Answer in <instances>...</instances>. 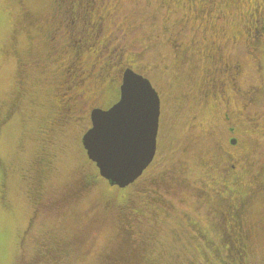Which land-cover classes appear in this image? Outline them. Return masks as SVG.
<instances>
[{
  "label": "flooded vegetation",
  "instance_id": "1",
  "mask_svg": "<svg viewBox=\"0 0 264 264\" xmlns=\"http://www.w3.org/2000/svg\"><path fill=\"white\" fill-rule=\"evenodd\" d=\"M14 1L19 6L17 30H25L28 36L26 39L29 41L27 40V49L23 51L14 49L15 45L13 44L16 40H13L11 45V49L16 56V81L14 82L16 92L14 93L13 99L7 103L8 105L5 112H3L1 126H4L5 128L11 125L15 117H17L16 114H18L17 112L20 108V102L25 95L26 87L27 91L30 92L29 87H32L33 85L31 82V68L41 69V71L44 68L47 69L49 72L48 78L54 80L56 77H62L64 79L66 75L69 76L71 72L65 75L66 70L68 71L67 68L70 69L71 66H74L69 64V55L65 54L62 57V52L64 49L68 48L67 46L69 42L67 40L59 44V46H57V43L51 47L47 46V40L51 38L50 35L58 32L56 29L59 28L60 25H63V27L66 28V25L59 21L58 16L55 14V9L53 10V13H50L49 16L45 18L29 9L24 0ZM88 1H91L92 12L94 11L93 18H91L93 23L89 22L87 27L76 30L75 33L77 35L74 42L81 43L83 38L89 43V45H92L94 42L95 47L98 44L99 48H102L101 52L106 53L104 56L111 54L108 56L110 58L113 53L118 51V49H121L122 54L126 53L125 57L128 59V62H131L130 67H120L117 71L118 76L114 87L118 90V97L114 100L115 102L119 98V87L124 70L131 68L133 71H138L137 62L130 59L128 41L126 39L123 40L124 37L119 35L116 29L112 26V18L116 15V11L113 9L111 0ZM167 3H170L167 9H160L164 10V22H166L168 27H164V30L156 32L159 34V38H157L156 33H154L151 39H148L150 41L146 46L149 52H151L154 47L160 46L158 51L160 50V53L165 55L162 56L160 54L161 58L158 59V63H155V67H158L159 63L162 62V65L158 67L157 71L161 70V72H163V75L161 74L160 76L161 81L164 80L166 86L173 87V96L169 95L170 98H172L169 110L166 111L167 115H165L166 112L164 113L163 110V120L160 121L158 125L154 158L148 165L149 167L143 171L138 179L143 177L144 173L155 161L159 153V143L163 130H169L171 127V124L169 123L173 121V117H179L182 115L181 113L185 115V112L186 115L192 114V116L190 115V122L187 125L189 133H192L194 130L199 131L200 133L202 132L200 135L194 134L196 140L200 138L201 141H199L204 142L206 141V137L209 139L208 141H212V146L215 145L216 148L214 152L207 150V152H209L208 154L205 152H199L198 150L195 151L197 156L195 160L198 159L203 166L210 164L209 167L214 173L217 170L222 172L221 177L216 175L218 180L215 181L218 183L213 186L212 190L216 198L219 195V199L217 198L219 204L216 202H214L213 205L209 203L208 207L215 212L216 220L217 217L221 216V219L224 220V227L226 228L229 227L228 219L226 215L224 216L225 213L223 212L228 207L226 202L228 203L229 199H233V197L236 196L234 195L233 188L237 187L241 178L247 175H244L241 171L248 172L247 164H249L250 156L252 155L250 151L243 150L245 147H248L247 149L250 150L247 145L249 142L242 140L237 135V130L238 128L240 129L241 125H244L248 126V128L254 127V129L257 128L260 129V132H264L263 69L262 64L259 62L261 59V50L264 45V0H218L217 2H211L208 6V11H206V13L200 18L198 16L192 17V11L195 9H193L189 0H167ZM130 16H135L134 12H129L128 16L123 17L124 25H122V27L125 31L127 25L134 22V20L129 18ZM28 17L31 19H27ZM230 20L237 22V24H239V29H234V32H228V29L230 28ZM109 24H111V26ZM240 27H242V29ZM74 30L69 32L67 28L64 32L74 34ZM14 35L15 34H13V36ZM89 39L92 41L88 42ZM118 40L121 41L123 47L117 46ZM113 44L116 46L111 50V45ZM167 47H170L173 52L167 51ZM241 49H243V52H240ZM44 50L46 56H44ZM234 50L238 51L233 52ZM60 58L62 60L59 61ZM105 58L103 60H106ZM98 59L99 57L95 53H80L78 70H81L85 75V78L89 76L87 75L90 74L89 70L93 69L92 72L94 71L99 63ZM251 60H255V69L253 68L252 74L244 75L245 72L251 68ZM57 61H59L60 65L63 67L68 64L66 70L60 65H51L52 62L55 63ZM171 69L172 71H170ZM173 71L178 73L175 74ZM254 71L256 73L253 75ZM73 76L75 77L74 74ZM74 77H72L73 82L75 81ZM244 80H246L245 83ZM45 81L44 78L42 83ZM202 81L206 82L207 85L201 87ZM74 84L75 83L71 85L69 92L72 91V88H76V86L73 87ZM112 87L113 86L106 87L100 97L107 95ZM175 88H177L178 91ZM54 89L55 88L53 87L52 91ZM84 89H86L85 95H91L95 92L94 89L90 88L88 85L84 86ZM64 94H67V92H60L61 96H64ZM160 95L162 98L163 94L160 93ZM216 95L219 97H216ZM169 96H167V98ZM62 99L63 103L58 102L59 105L54 101H51L52 103L49 104V115L44 122L42 138L45 143L37 153L35 158L36 168L33 175H30V181L32 184V186H30V196L33 208L36 211V216L57 215L62 218L69 217L73 214L74 207L78 203H83V201L88 198V195L90 194L88 189L91 188V185L94 183L90 180L91 176L86 167L82 168V166H78L74 173L75 176L73 175L75 180L73 179L72 182L74 184L72 183L70 186L66 185L61 187L59 189L61 192L59 193H54L52 188L45 186L44 179L52 170L51 158L49 157V147L47 144L49 142V144L56 142L55 137L58 132L63 133L65 128H69L76 124H83L85 120L82 132L78 137L79 143L83 148L81 138L84 132L91 126L90 114L92 109H107L109 105L114 103H100L96 100L95 103L81 105L76 101L73 94L68 95V98H65L64 96ZM214 100H216L217 103ZM191 102L200 108H203L204 106L212 110L215 109V106L219 109L221 108L222 113L218 119L221 120V127H223L222 130H224L222 135L219 134L222 137V140L217 138L214 139L215 136H217V133L204 126L202 117L199 118L200 112L197 110V107L196 109L192 107L185 110L187 104ZM96 104H100V107H96ZM233 104H236V107ZM249 107L255 109H250ZM160 125H162V127ZM246 133L247 132L245 131V135ZM252 135L255 136V134ZM254 141L255 140H253V142ZM206 144L208 145L207 141ZM239 150L243 151L240 152ZM183 151L185 152V150ZM208 156L210 158H217L215 160L212 159L211 161L210 158H207ZM88 160L90 161V159ZM167 169L170 171V173H168L170 176L166 178L164 176L165 180L162 179L160 181L158 178H153L155 174L151 177L149 175V178H144L142 185L144 186V192L147 193L148 196L162 200L163 197L159 196L160 193L157 191V188H160V186L162 188L164 187V191L168 194L173 193V196L177 194L178 189L186 190L187 201L189 197L201 199L204 197L205 192L207 194L206 186L203 183L200 185H185L187 180L182 175L179 168L176 169L174 167L173 163L170 167L168 166ZM5 172L0 157L1 179H5ZM225 173H227L226 178L224 175ZM251 173H255L258 180L264 178V165H260L255 171L251 169L248 174ZM3 182L4 180L0 183L1 199H4ZM109 202L110 203H107L106 200L105 206L103 205L104 207L100 206L101 209H98V212L92 213L88 217L89 229L86 232L95 229L93 223L97 222V219L101 221V227L106 226V224L110 222V213L106 218V213L111 212L110 210L112 208V202ZM221 202H223V204H221ZM230 203L231 208H235L237 201H231ZM248 208L249 205L245 210H242L237 227L240 225L242 230L251 233L254 224L247 218ZM217 212L220 214H217ZM81 215L84 216V214ZM35 217H32L33 220ZM197 225V222L195 225L187 224V227L190 226L194 231L193 235L196 233L194 235L196 238L200 233L198 230L199 226ZM154 231V227H152L151 230H149V233L145 232V234H143L144 239L138 245L136 260H140L142 264L155 261V255H153V248L156 242ZM85 237L86 236L80 233L75 235L71 240L58 241L51 237L49 239L42 238L40 241L36 242L37 248L35 252V262L39 263L41 258H47L48 260H51L49 264H70L71 257L83 258L88 255L91 248V245L85 240ZM159 240V243L161 244L160 248L165 250L167 244H164L161 241V238ZM25 260L21 259L20 264L35 263L31 258L27 261Z\"/></svg>",
  "mask_w": 264,
  "mask_h": 264
},
{
  "label": "rangeland",
  "instance_id": "2",
  "mask_svg": "<svg viewBox=\"0 0 264 264\" xmlns=\"http://www.w3.org/2000/svg\"><path fill=\"white\" fill-rule=\"evenodd\" d=\"M159 4L160 0H151L148 4H145L142 0L140 6L136 9V13L134 14L135 19H146L149 22L155 23L156 27L153 30V34L159 32V30H164V27H168L166 22H164V10L160 9ZM28 8L31 7L28 6ZM18 12L19 6L14 0H0V20H2L3 23L4 36L2 50L4 92L3 96H0L1 115L5 112L8 105L7 103L13 99L14 93L16 92L14 85V82L16 81V56L11 49L12 42L13 40H16L13 44L15 45V50L23 51L27 49L29 41L26 39L28 36L25 30H17V21L19 19ZM153 17L156 18L155 21H153ZM229 22L230 28L228 29V32H234V29H239V24H237V22H234L233 20H230ZM109 25L111 26V24ZM240 28L242 29V27ZM66 29L67 27L65 28L63 25H60L59 28L56 29L58 32L55 31L56 33H52L50 35L51 38L47 40V46L51 47L56 43L57 46H59V44L65 42V40H67L72 46L77 44V42H74L77 35L75 33L76 30H74V34H68L67 32H64ZM13 34L15 35L13 36ZM149 41L150 40L147 38L144 39L142 41V45H147ZM159 47L160 46H156L151 52L148 51L146 53V58L151 59L154 65L155 63H158V59L161 58L160 50L158 51ZM167 51H172V49L167 47ZM236 51L238 50H234L233 52ZM241 51L243 52V49H241L240 52ZM45 53L46 52L44 50V56H46ZM86 54H88V52H86ZM64 55L65 53L62 54V57ZM161 55L165 56L163 54ZM60 60L62 59L60 58L59 61ZM59 61L55 63L52 62L51 65L59 66ZM259 62L262 64L264 84V45L261 50V59ZM254 63L255 60L250 61L251 68L245 72L244 75L252 74L253 68L255 69ZM253 64L254 66L252 67ZM161 65L162 62L159 63L158 67ZM60 66L63 67L62 65ZM67 67L68 64L63 67L65 68L64 70H66ZM158 67H156V69H158ZM31 69V82L33 85L32 87H29L30 92L27 91L26 87L25 95L20 102V108L17 112L18 114H16L17 117H15L12 124L8 127L5 128L4 126H0V157L6 171L4 177L5 179H1L0 175V183L4 180L2 183L4 187V199H1L0 197V264H20L21 259H26L25 261H27L29 258L35 261L37 241H40L42 238L49 239L50 237L55 240L58 239V241L71 240L75 235L80 233H83V235L86 236L85 240L88 241L91 248L88 255L83 258L71 257L70 264H103V259L101 260L100 253L106 251L109 246H111V241L107 243L105 242V233L108 231L109 227L112 226L111 222H117V220L112 215L113 212L107 211L110 213V222L106 224V226L101 227V221L97 219V222L93 223L95 229L93 231L86 232L89 229V220H87L88 217L92 213L98 212V209H101L100 206H105L106 199L110 194L116 199V201L111 200V207H117L116 205L119 204L117 200H123V197H125L124 195L126 194L125 191H137L136 189L141 187L144 178H149V175H154L155 172L162 171L163 168L168 166L170 167L172 163L176 169L179 168L182 175L187 180L185 185H200L203 183L206 186L207 194L205 192L204 197L201 199L189 197L187 201V192L184 189H178L177 194L173 196V193L168 194L165 192L163 189L164 187L162 188L160 186V188H157V191L160 193L159 196L163 197L165 200L172 201V203L171 206L169 205L168 209L166 208L168 213H165L163 216L160 215L154 223V230L155 232L157 231V235L156 233L154 234L155 238L157 241H160L159 239L163 238V235L166 236V239L162 242L167 244L165 250L167 256L173 253V248L174 250L176 249V259L172 263L168 262L167 264H185L183 260L184 255H189L194 264H201L200 262H203L204 259L211 260V256L207 257L209 255L207 250L201 251V249H199V247H201V242L197 241L194 237H191L193 230L190 226L187 227V217L196 220L198 226H201L203 232H208V235H210L215 242V247H217L219 241L217 240L218 236H216V234H218V230L214 225L215 221L213 218V216H215V212L208 207V204L210 203L213 205L214 202L218 203L219 195L217 196V199L212 190L213 186L218 183L216 182L218 180L216 175L221 177L222 172L217 170L214 173V171L209 167L210 164L203 166L198 159L195 160V158H197L195 151L198 150L199 152H205L208 154L209 152H207V150L214 152L216 148L215 145L212 146V141H208L209 139L206 137L205 140L208 142V145L206 144V141L200 142V138L196 140V136L194 134L200 135L202 132L200 133L199 131L194 130L192 133H189L187 125L190 122V115L192 116V114L186 115V112L185 115L181 113V116L173 117V121L169 123L171 124V129L169 128L167 131L163 130L159 143V153L150 168L146 171L149 175L145 176L144 173L143 177H140L133 184H129L126 188L124 187L125 190L122 193L119 189L108 190V184L106 185L103 178L98 175L97 178L100 182H96L91 185V188L88 189L90 193L88 198L84 200L83 203H78L74 207L73 214L71 216L66 218H62L57 215L36 216V211L33 208L30 196V186H32L30 175H33L36 168L35 158L37 153L45 143L42 138L44 122L47 119L46 117L49 115L48 107L49 104L52 103L51 101L59 104L63 102L62 97L64 98L65 96V98H68L71 87V84H69L68 81L73 79V74H76L77 71H72L71 66L70 69L67 68L68 71L66 70L65 73L66 75L71 72L69 74L71 77L66 75L65 80L62 77H56L55 75L56 78L54 80H50L48 78L49 72L47 69L44 68L42 71L41 69ZM170 71H172V69ZM158 73L161 76L163 72L158 70ZM173 73L177 74L178 72L173 71ZM255 73L256 72L254 71L253 75ZM44 78L46 81L42 83ZM245 81L246 80H244V83ZM159 83L164 87L162 101L165 113L169 110L170 101L172 99L170 96H173V87H169L168 85L166 86L165 81H161V79L159 80ZM58 85L59 87H57ZM205 85H207L206 82L202 81L201 87ZM53 87L56 88L51 91L50 89ZM175 89L177 90V88ZM75 90L76 89H74V91ZM61 91H66L67 94L61 96ZM167 96H169V100ZM216 97L219 96L216 95ZM115 98L116 94L109 99V102H112ZM106 101L107 99L100 98L97 102L106 103ZM233 105L236 107V104ZM192 107L195 109L197 107V110H199V118L202 117L204 126L217 133L218 137L215 136L214 139L217 138L222 140V137L219 134L222 135L224 130H222L223 127H221V120L218 119L222 113L221 108L219 109L217 106H215L214 110L205 106V108H200L191 102L187 104L185 110ZM249 108L255 109L251 107ZM165 115H167V112ZM84 123L65 128L63 133L58 132L56 134L55 143L49 144V142L47 144L49 147V157L51 158L52 170L44 179V184L46 187L52 188L54 193L61 192V190H59L61 187L66 185L70 186L73 183V175L78 166H82V168L86 167L88 172L91 168L94 171L97 169L96 166L93 165V161H87L88 157L86 156L85 150L79 143L78 137L82 132ZM245 131L247 132L246 135ZM252 134H255V136ZM237 135L242 140L249 142L246 143L250 150L247 149L248 147H245L243 150H247L252 153L249 164H247L248 172L241 171V173L243 172L245 175L248 174L251 169L255 171L260 165H264V132H260V129H254V127L248 128V126L241 125L240 129L238 128L237 130ZM253 140L255 141L253 142ZM183 150H185V152ZM243 150L239 151L242 152ZM207 158L210 157L208 156ZM207 158L205 159L208 160ZM216 158L217 157H211L210 159L212 161V159L215 160ZM138 181L139 183H137ZM108 188L110 187L108 186ZM109 192L110 194L108 195ZM136 200L138 201V198H136ZM107 203L110 202L107 201ZM137 204L140 206L141 201H138ZM221 204H223V202H221ZM81 214H84L85 217ZM125 215L131 218L138 217L136 214L131 215V213L118 214L120 220H122ZM32 217H35L34 220ZM247 218L254 224V233L249 240L250 250L247 263L264 264V203L261 202L260 197H257L252 205H250L247 211ZM127 229L131 237V235L134 234L133 230H138L137 224L134 221H129ZM112 231L115 233L116 230L114 231L112 229ZM174 232L177 234L179 239H177ZM117 255L121 256L120 254ZM155 263L166 264V261L156 257Z\"/></svg>",
  "mask_w": 264,
  "mask_h": 264
},
{
  "label": "snow or ice",
  "instance_id": "3",
  "mask_svg": "<svg viewBox=\"0 0 264 264\" xmlns=\"http://www.w3.org/2000/svg\"><path fill=\"white\" fill-rule=\"evenodd\" d=\"M141 2L142 0H111L113 9L116 11V15L112 18V26L119 35L128 41L130 59L137 62L138 71H130L131 75H127L123 79L120 101L115 104V107L109 105L110 110L99 112L95 125L90 126L91 131L88 133L91 138L90 150L100 162L101 168L105 169L106 173L136 169L133 179L145 170V165L139 167L137 165L143 151L148 147L150 129L154 124H159L163 120V102L160 93H163L164 87L159 83L160 75L153 61L146 58L147 46L142 45L144 39H151L156 25L146 19H135V16H130L129 18L134 22L127 25L126 31L122 27L124 25L123 17L128 16L129 12H134ZM143 2L148 4L151 0H143ZM26 3L35 13L45 18L55 9L59 21L66 25L69 32L87 27L89 22H93L91 21L92 8L90 5H86V0H26ZM160 3L163 4L164 0H160ZM192 3L202 5L207 4L208 0H192ZM155 19L153 17V21ZM156 35L159 38V34L156 33ZM3 40V23L0 20V96H3L4 92ZM117 46L123 47L121 41H117ZM100 55L104 54L100 53ZM123 61L124 57L118 55L115 56L113 63L120 67H130ZM69 64L79 66V56L69 53ZM98 72L104 74L101 77L102 80L107 78L111 81L118 76L117 70L112 68L111 64L107 69L101 67ZM80 82H84L83 78ZM68 83L72 84L73 81L69 80ZM85 91L86 89L81 88L79 92L73 93L76 101L81 105L95 103L102 95V91L100 93L93 92L91 95H85ZM95 106L100 107V104ZM160 126L162 127V125ZM152 151L154 152V149ZM147 175L149 173L145 172V176ZM224 175L226 178L227 173ZM233 191L237 196L247 197L249 202L256 199L259 194L261 202L264 203V178L258 180L255 173L247 174L241 178ZM138 210L139 206L134 197L127 202L121 201L112 215L118 220L119 216L116 214L134 213ZM114 223L115 221H112L111 225L114 226ZM150 223L151 221L145 214L144 224H138V230H133L134 234L128 240L117 239L116 234L112 231V226L105 233V242L111 241L112 246L124 257L123 264H134L137 259L138 237L142 236L143 228Z\"/></svg>",
  "mask_w": 264,
  "mask_h": 264
},
{
  "label": "trees",
  "instance_id": "4",
  "mask_svg": "<svg viewBox=\"0 0 264 264\" xmlns=\"http://www.w3.org/2000/svg\"><path fill=\"white\" fill-rule=\"evenodd\" d=\"M189 1L192 4L193 9H195V10L192 9L193 10L192 11V17L198 16L200 18L204 13H206V11H208L209 4L211 2H217L218 0H208L207 4H202V5L193 4L192 0H189ZM24 2H25V0H24ZM86 5L91 6V1L86 0ZM159 5H160V8H166L167 9L168 6L170 5V3H167V0H164V3L163 4L160 3ZM172 6H173V3H172ZM29 9L32 10V8H29ZM135 13H136V10L134 11V14ZM93 14H94V11L91 12V18H93L92 17ZM90 23H93V22H90ZM84 37H85V35H84ZM91 41H92L91 39L88 40V42H91ZM115 46L116 45H114V44L111 45V50L114 49ZM67 47L68 48L65 47L66 49H64L62 54L65 53V54L69 55V53H75L78 56H80V53L82 54V52H84V54H85V52H88V54H92V53L94 54L95 53L99 57L98 65L96 66V68L94 69L93 72H92L93 69L90 68L91 69V70H89L90 74H87L89 76L86 78L84 77L85 75L82 74L81 70H78L79 66H72V71H77L76 74L74 73L75 81L73 82V83H75L73 85V87L76 86L75 91L79 92V90L81 88H84V86L88 85L90 88L94 89L95 93H100L101 91L103 92L106 89V87L113 86L112 88H110L107 95L100 97V98L107 99V101H106L107 104L114 102V100L117 99V97H118V90L116 87H114L115 81L117 80V78L115 80H111V81L108 80L107 78L102 80L101 77L104 74L101 72H98V69H100L101 67L107 69L109 64H111V67L118 71L120 66L113 63V61L115 60V56H118V55H122L124 57L123 62L126 65L127 64L131 65V62H128V59L125 57L126 53L122 54V52H121L122 50L118 49V51H116L114 53V55L112 54L111 58L108 57L111 54H109V55L107 54V56H104V55H106V53L101 52L102 48H99L98 44L96 45V47L94 46V42L92 45L91 44L89 45V43H87V41L84 40V38L82 39L81 43L79 42V43L75 44L74 47L71 46L69 43H68ZM77 49H79L80 53L77 52ZM100 53H103L104 55L101 56ZM104 58L106 60H103ZM82 78L84 81L83 83L80 82ZM64 79H65V77H64ZM57 87H59V85ZM73 89L74 88H72V91L69 92L71 95L73 93H76V92H73L74 91ZM50 90L52 91V89H50ZM45 93H47V92H45ZM114 94H116V98L114 100H112V102H109L110 101L109 99L112 98L114 96ZM100 98L98 100H100ZM61 103H63V102H61ZM2 116H3V114L0 116V126H1L2 121H3ZM87 161H89V160H87ZM93 165H95V163ZM97 172H98V169H96V171H94L92 168L89 170V174L91 176L90 180L93 181V183L100 182L97 178V176L99 175V172L98 173ZM168 173H170V171L166 167V168H163L162 171L155 172V176L150 175V177L153 176V178H155V179L158 178V180L161 181L162 179L165 180L166 177L170 176V174H168ZM164 176H165V178H164ZM101 178H103V177H101ZM137 179L135 181H137ZM103 180L106 182V185H107L108 184L107 180L104 178H103ZM147 184H149V183H147ZM108 186L110 188H108ZM125 188H120L116 185L112 186V188H111V186L109 184L107 185L108 190L119 189V191L121 193L124 192ZM141 189H143V190L141 191ZM233 189H236V187H234ZM136 190L137 191H135V192L125 191V193H126L124 195L125 197H123V200L122 199L117 200V202L119 204L116 206L118 207L120 205L121 201L127 202L134 197L138 198V201H141V204L139 206V210L135 211L134 213H131V215L136 214L138 217H134L135 218L134 219L133 217L131 218V217H128L127 215H125V217H123L122 220H120V217H119V219L117 220V222L119 224L115 221V223H114L115 226L112 227V229L114 231L116 230L115 234H116L117 239L128 240L131 238L130 233L128 232V229H127L129 221L130 222L134 221L137 225L138 224H144V215L147 214L151 223L146 225L143 228L142 236L139 237L140 240H137V245H139V243H141L142 240L144 239L143 234H145V232L149 233V230H151V228L154 227V223H155L156 219L160 215L163 216V215H165V213H168L166 208L168 209L169 205L171 206L172 201L165 200L163 198L161 200L158 198L148 196L147 193L144 192V186L143 185H141V187H139V189L137 188ZM109 194H110V192L108 193V195ZM234 195H236V194L234 193ZM257 197H259V194H257ZM106 200L107 201H111V200L116 201L115 197L113 198V196L111 194L107 197ZM229 200H228V203L226 202L228 207L226 208V210L223 211L225 213L224 216L226 215V217L228 219L229 227H226V228L224 227V220L221 219V216L217 217V220H216V216H213L214 221H215L214 225L218 230V234H216V236H218L217 240L219 241L217 244L218 248L215 247V242L213 241L211 236L208 235V232H205V231L203 232L201 226H199L198 230L200 231V233L198 234L197 238L194 237V235L196 233L193 235L194 231H192L191 237H194L195 239H197V241L201 242V247H199V249H201V251L207 250V253L209 252L208 253L209 255L207 257L211 256V258H212L211 260L204 259L203 262H200L201 264H248L247 263L248 262V254H249V250H250L249 240L254 233V229L251 231V233L245 232L244 230H242V228H240V225L238 227H237V225L239 223V218H240V214L242 213V210L243 209L245 210L248 205L250 207V205H252V203L254 202L255 199L252 200L251 202H249L247 197L236 195L233 197V199H229ZM231 201H234V202L237 201L235 208H231V203H230ZM115 208H116L115 206H114V208L112 207L110 211L113 212ZM106 214H107L106 215V218H107L109 213H106ZM217 214H220V213L217 212ZM116 215H118V214H116ZM114 218H115V216H114ZM187 218H188L187 224H190V225L196 224V220H194L190 217H187ZM218 222H219V224H218ZM235 227H237V228H235ZM222 231H223V233H222ZM155 233L157 235V231ZM81 234H83V233H81ZM162 237L163 238H161L162 239L161 241H164L166 239V236L163 235ZM177 239H179L178 236H177ZM56 240H58V239H56ZM159 242L160 241L156 240L154 248H153L154 249L153 255H155V258H154L155 261H156V257H157L158 259L159 258L164 259L166 261V264L168 262L172 263L177 257L176 249L174 250V248H173V253H171L170 255L167 256L165 253L166 248H165V250L160 248L161 244ZM144 243H145V241H144ZM164 244H166V243H164ZM155 248H156V250H155ZM117 254H119V253L111 244V246H109V248L106 251H103L100 253V258H101V260L103 259V261H102L103 264H123L124 257L122 255L118 256ZM136 255H137V253H136ZM183 260H184L185 264H192V263L194 264L193 260L190 258L189 255H187V256L184 255ZM50 261L51 260H48L47 258L46 259L41 258L39 263L33 261L35 263H32V264H49ZM155 261H151V263L148 262V263H144V264H156ZM134 264H142V262H140V260H135Z\"/></svg>",
  "mask_w": 264,
  "mask_h": 264
},
{
  "label": "water",
  "instance_id": "5",
  "mask_svg": "<svg viewBox=\"0 0 264 264\" xmlns=\"http://www.w3.org/2000/svg\"><path fill=\"white\" fill-rule=\"evenodd\" d=\"M130 71H133V70L131 68H127L124 70L122 81L127 75H131ZM122 81L119 87V98L115 103L112 104L113 107H115V104L118 103L122 97ZM105 110H110V108L108 107L107 109H102V108L92 109L91 114H90L91 126L95 125L99 112H103ZM158 125L159 124H154L152 128L150 129L149 137H148V147L143 151L137 167H139L140 165H145V169H146L148 165L152 162L154 155H155V151H156V138H157V133H158ZM90 131H91V128L89 127L82 135V138H81L82 146L86 152L88 159H90L91 161L95 163V166L98 169L99 175L103 177L104 179H106L109 185L111 186L116 185L120 188H124L128 186L129 184L133 183L143 173V172H140V175L135 176V179H133V174L136 171V169H133L132 171L123 170V171H119L115 173L113 172L106 173L105 169L101 168L100 162L95 158L92 151L90 150L89 144H90L91 138L88 135ZM153 149H154V152L152 151ZM149 156H151V159H149Z\"/></svg>",
  "mask_w": 264,
  "mask_h": 264
}]
</instances>
